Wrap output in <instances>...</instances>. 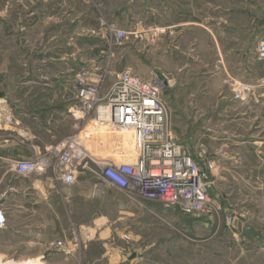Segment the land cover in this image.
Listing matches in <instances>:
<instances>
[{
    "label": "rangeland",
    "instance_id": "1",
    "mask_svg": "<svg viewBox=\"0 0 264 264\" xmlns=\"http://www.w3.org/2000/svg\"><path fill=\"white\" fill-rule=\"evenodd\" d=\"M223 3L240 10L236 18L241 24L257 28L264 21V0ZM230 14L217 15L232 18ZM142 17L136 12L135 0H0V142L33 136L44 154L48 142L56 146L87 128L89 122L78 110L74 85L83 69L89 71L91 79L100 80L103 92L114 83L116 73L126 69L151 77L150 26L145 27L148 39L137 34ZM120 29L128 32V38L117 46L113 38ZM170 72L175 83L163 95L170 125L174 130L182 125L185 117H177L180 112L197 117L191 126L200 128L204 125L200 115L206 109L219 108L218 85L210 83V98L201 99L196 92L200 79L191 82V76H179L174 67ZM224 94L231 95V91L227 88ZM63 111L68 112L63 116ZM213 122L210 127L229 135L224 141H212L210 150L226 143L233 152L217 160L211 196L219 208L188 215L160 203L140 204L116 190L111 191L104 210L98 211L96 196L97 216L105 214L108 219L97 220L94 229L93 220L65 214L72 218L62 220V227L58 221L57 229H50L49 235L31 236L24 229V214L0 205V264H264V144L253 145L247 120ZM88 131L93 153L116 155L115 145L126 134L122 158L134 156L132 134L101 125H89ZM201 143L210 154L201 141L192 150L196 152ZM0 165L1 177L4 169L11 167L3 159ZM10 179L17 180L12 171L0 184V193ZM77 179L99 177L93 171H83ZM9 215L19 218L9 220ZM246 224L254 225L260 237L246 238ZM31 239L43 244L34 245Z\"/></svg>",
    "mask_w": 264,
    "mask_h": 264
},
{
    "label": "crops",
    "instance_id": "2",
    "mask_svg": "<svg viewBox=\"0 0 264 264\" xmlns=\"http://www.w3.org/2000/svg\"><path fill=\"white\" fill-rule=\"evenodd\" d=\"M223 1L225 0H135L136 12L145 16L141 18L143 25L141 30L140 25L138 26L137 34L141 33L142 40L148 39L149 33H146L145 27L150 26L148 32L151 36L152 74L148 78L158 77L164 82L163 95L165 91L170 92L175 83L174 77L170 75L173 67L178 69L179 76H191V82L200 79L196 92H199L201 99L210 98V83L218 85L216 91L220 106L218 104L217 110L206 109L200 115L203 126H191L197 123V117L193 119L192 115L178 113L177 117L186 118L174 130L178 139L186 141L192 148L199 141L204 142L210 150L212 141H224L225 136L229 135L228 131H218L214 126H209L215 119L217 122L239 123L247 120L251 124L249 139L259 147L264 144V66L257 57L256 45L264 38V21L259 22L257 28L241 24L236 18L240 10L225 5ZM226 1L234 3L235 0ZM126 4L128 6V2ZM222 12H231L232 18L217 15ZM249 34L252 36L250 39L247 38ZM219 81L224 83L220 84ZM244 86L249 87L246 93L242 90ZM227 88L231 95L224 94ZM239 91L243 92L244 98H236L235 94ZM190 100L189 104H192L193 100ZM244 106L246 109L242 108ZM257 109L262 111L257 113ZM67 112L63 111L62 115ZM48 131L51 132L50 129ZM52 146L54 142H48L46 150ZM40 148L33 136L30 139L20 136L0 142V159L7 160L11 167L10 170L4 169L0 184L7 172H14L17 178L14 181L10 179L7 189L0 193L1 207L9 212L15 211L16 214L23 213L26 221L24 229L31 236L49 235L50 229H57L58 221L62 227V220L72 218L66 215L78 214V219L93 220L92 229L97 220H107L108 216L105 214L97 216L95 205L98 202V211L104 210L111 191L118 189L108 186L100 178L76 179L69 184L59 177L56 166L25 176L16 173L13 169L14 162L32 157L41 152ZM210 151L211 157L216 160L233 154L226 143ZM259 152L261 151L257 150ZM2 166L0 165V170ZM14 216L9 215L7 219L19 218ZM32 241L34 245L43 244L40 240Z\"/></svg>",
    "mask_w": 264,
    "mask_h": 264
},
{
    "label": "built area",
    "instance_id": "3",
    "mask_svg": "<svg viewBox=\"0 0 264 264\" xmlns=\"http://www.w3.org/2000/svg\"><path fill=\"white\" fill-rule=\"evenodd\" d=\"M127 38L126 30H117L113 43L121 45ZM256 53L264 66V38L257 42ZM91 76L83 69L74 80L82 119L89 125L132 134L134 156L122 158V136L115 145L116 155L90 151L88 125L44 154L37 152L30 158L17 160L13 164L16 173L25 176L55 164L59 177L71 184L80 172L90 170L108 186L140 203L152 201L188 215L219 208L211 196L215 171L219 168L217 160L202 143L194 152L187 142L177 138L163 99L164 82L158 77L144 79L126 69L117 72L114 83L103 92L100 80ZM242 90L246 93L249 87ZM235 96L245 95L239 91ZM228 219L233 222V218Z\"/></svg>",
    "mask_w": 264,
    "mask_h": 264
},
{
    "label": "water",
    "instance_id": "4",
    "mask_svg": "<svg viewBox=\"0 0 264 264\" xmlns=\"http://www.w3.org/2000/svg\"><path fill=\"white\" fill-rule=\"evenodd\" d=\"M244 236L248 239L259 238V232L256 230L255 226L252 224H246L244 227Z\"/></svg>",
    "mask_w": 264,
    "mask_h": 264
},
{
    "label": "bare ground",
    "instance_id": "5",
    "mask_svg": "<svg viewBox=\"0 0 264 264\" xmlns=\"http://www.w3.org/2000/svg\"><path fill=\"white\" fill-rule=\"evenodd\" d=\"M122 138H123V140H124V143H127V141H128V136L126 135V134H124L123 136H122ZM125 145V144H124Z\"/></svg>",
    "mask_w": 264,
    "mask_h": 264
}]
</instances>
